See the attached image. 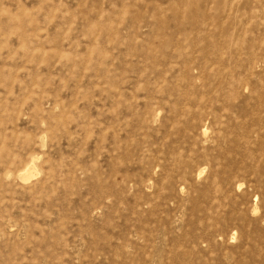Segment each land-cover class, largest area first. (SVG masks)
Returning <instances> with one entry per match:
<instances>
[{"label": "rangeland", "instance_id": "374dc122", "mask_svg": "<svg viewBox=\"0 0 264 264\" xmlns=\"http://www.w3.org/2000/svg\"><path fill=\"white\" fill-rule=\"evenodd\" d=\"M0 264H264V0H0Z\"/></svg>", "mask_w": 264, "mask_h": 264}, {"label": "bare ground", "instance_id": "6f19581e", "mask_svg": "<svg viewBox=\"0 0 264 264\" xmlns=\"http://www.w3.org/2000/svg\"><path fill=\"white\" fill-rule=\"evenodd\" d=\"M28 173H29V171H28ZM31 177V176H30Z\"/></svg>", "mask_w": 264, "mask_h": 264}]
</instances>
